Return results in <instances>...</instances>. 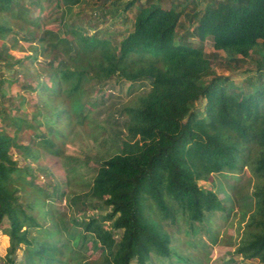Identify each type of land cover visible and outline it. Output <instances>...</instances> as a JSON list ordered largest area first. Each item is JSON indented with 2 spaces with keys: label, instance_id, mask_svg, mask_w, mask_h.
<instances>
[{
  "label": "trees",
  "instance_id": "obj_1",
  "mask_svg": "<svg viewBox=\"0 0 264 264\" xmlns=\"http://www.w3.org/2000/svg\"><path fill=\"white\" fill-rule=\"evenodd\" d=\"M43 1L46 5L30 2L38 3L36 17L30 18L21 0H0V12L27 20L28 36L45 28L38 40L51 54L41 63L47 75L21 88L40 94L56 136L54 127L71 125L72 114L85 120L92 112L87 79L96 86L113 78L126 81L132 85L129 92L135 83L147 81L148 87L117 110L122 122L115 114L106 120L119 150L100 162L87 188L105 212L83 219L81 231L73 235H65L70 229L60 225L46 198L29 191L32 181L24 173L29 168L22 169L10 153L20 145L0 123V230L9 238L6 264H75V259L78 264H154L157 258L173 264L166 223L176 224L183 216L193 226L221 210L216 193L200 181L234 173L242 150L264 170V0H175L170 7H163L165 0H130L123 8H136L130 26L108 28L104 35L85 32L71 19L87 0ZM96 1L114 5L113 0ZM189 4L195 33L202 41L210 38L226 57L192 45L179 33ZM9 30L0 23V33ZM62 51L65 61L57 57ZM248 58L256 68H246L241 82L214 67L217 62L234 71ZM5 94L1 89L0 96ZM230 188L235 202L248 196L245 185ZM259 195L260 212L249 215L236 253L264 264V182ZM36 210L50 220L49 227L39 222ZM91 246L98 250L94 258L86 253Z\"/></svg>",
  "mask_w": 264,
  "mask_h": 264
},
{
  "label": "rangeland",
  "instance_id": "obj_2",
  "mask_svg": "<svg viewBox=\"0 0 264 264\" xmlns=\"http://www.w3.org/2000/svg\"><path fill=\"white\" fill-rule=\"evenodd\" d=\"M31 1L33 0H21L23 4L28 5L30 18L36 17L39 10L38 3H30ZM39 1L41 5H46V1ZM95 1L87 0L84 5H78L71 15V19L80 23L85 32L92 33L96 30L99 35H104L107 34L108 28L124 31L130 26L136 8L123 10L130 0H113L112 8L104 6L101 1ZM173 1L175 0H165L162 5L170 7ZM138 2L136 0V4ZM183 9L179 33H185V38L192 45L204 47L209 53L216 52L210 38L202 41L194 31L195 25L190 19L192 4ZM14 17L9 11L0 12V23L11 28L8 32L0 33V81L6 85H0V91L4 89L6 93L4 97L0 96V99L7 115L5 119L0 117V123L21 146H13L10 153L22 169L29 168L24 172L26 178L32 181L29 191H35L34 193L46 198L54 215L60 220V225L70 229L65 235H73L81 231L78 225L83 219L105 212L100 200L88 195L87 188L100 162L119 150L109 134L111 125L106 120L109 115L115 114L122 122L124 119L116 114L117 110L140 95L148 87V82L135 83L132 92H129V82H119L113 78L107 80L104 85L96 86L86 77V86L89 85L93 97L92 112L85 120L72 114L71 125L54 127L58 130L56 136L54 130L50 129V113L41 106L40 94L21 88L22 84L33 83L37 78L42 79L47 75L41 63L50 59L51 54L46 52L45 44L38 40L45 28L30 37L24 32L28 30L29 22ZM58 34H62L61 30ZM216 53L219 57H226L221 51ZM57 57L63 61L68 58L64 57L63 51L59 52ZM248 59L234 71L217 62L214 67L217 73L229 75L236 82H241L247 75L246 68H256V63ZM71 79L77 81V78ZM19 91L20 96L17 94ZM63 95L67 96L68 93L63 92ZM19 104L20 108L17 107ZM24 147L28 148L31 154H27ZM239 157L234 173H215L207 181H200L203 187L216 193L221 201V210L210 213L193 226L183 216L179 217L176 224L166 223L165 227L172 235L171 257L176 260L173 264L258 263L257 259L250 260L238 255L236 248L249 215L252 212H260L259 186L264 182V170L258 167L247 150H242ZM235 184L248 187V196L242 201L235 202L232 199L230 185ZM34 214L38 216L40 223L46 227L50 226L49 219L43 220L42 211L36 210ZM8 245V236L0 230V264L7 262ZM86 253L90 258H94L98 255V250L91 246ZM155 261L154 264H169L165 258H157ZM78 262L80 261L75 259V264Z\"/></svg>",
  "mask_w": 264,
  "mask_h": 264
}]
</instances>
